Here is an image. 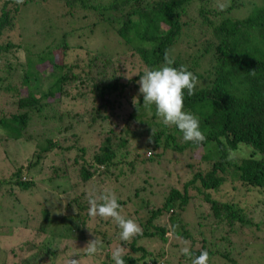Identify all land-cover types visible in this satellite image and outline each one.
<instances>
[{"label":"trees","instance_id":"obj_1","mask_svg":"<svg viewBox=\"0 0 264 264\" xmlns=\"http://www.w3.org/2000/svg\"><path fill=\"white\" fill-rule=\"evenodd\" d=\"M40 1L23 0L18 4L16 0H0V99L11 106L7 111L0 109V134L4 135L0 145L7 150L5 155L33 146L26 163L20 162L15 169L12 165L8 168L6 163L1 166V170L11 173L0 181V213L13 209L12 206L7 210L2 203L5 198H13L14 209L20 211L28 223L27 209L33 204L27 197H18V191H28L31 196L40 189L35 179L50 184L67 175H74L77 182L64 188L62 193L74 194L71 200L79 211H88L89 199L104 193L97 189L95 180L101 178L105 184L104 179L110 174L120 179L118 182L126 180L127 172L122 168L115 171L120 164L117 159L123 156V149L138 137L140 130L146 127L148 132L154 123L156 130L148 133L146 144L154 149L171 146L178 151L187 146L204 147L205 164L198 165L182 183L175 182L161 203L150 198L153 186L144 184L140 194L135 192L134 213L140 216L137 223L143 231L128 242L129 250L124 256L126 264H173V248L180 252L177 264H191L180 251L184 241L189 242L193 256L207 250L209 264H257L262 261L264 0H249L246 13L241 16L234 13L244 4L242 0H230L223 11L218 4L225 0H58L60 10L62 5L68 9L61 14L64 18L67 16V27L61 29L53 19L46 18L47 24L39 35L45 43L32 51L20 40L21 34L15 41L10 33L17 27L21 29L18 24L20 13L28 9H33L29 14L34 16L31 23L37 21V5L42 8ZM193 27L199 31L198 38L186 34ZM56 29H59L57 35ZM114 34L121 43L114 42L111 37ZM71 48L82 50L86 57L75 54L74 61L67 62ZM20 50L25 57L23 60L17 57L16 61L12 55ZM166 51L174 58V67L187 66L199 80L194 95L188 96L185 90L184 110L199 118L200 130L206 137L202 144L177 143L175 135L182 132L175 126L155 122L159 119L155 107L143 104V95L139 92L140 76L146 68L163 65ZM78 68L82 74L77 72ZM97 68L100 74L109 71L110 76L99 81L89 76ZM252 70H255L254 75ZM92 79L95 80L93 88L83 90L95 99L100 98L101 106L113 112L115 101L125 99L131 104L132 111L122 129L108 131L95 144L78 145L79 139L62 144L60 134L74 130L79 121L76 113L67 111L63 114L58 109L66 98H74L70 87L76 83L86 87V82ZM88 93H80L81 98ZM80 139L89 140L85 133ZM139 146L136 147L142 148ZM55 149L64 154L75 152V174L64 171L43 175V161ZM230 152L233 159H229ZM257 153L260 159H256ZM135 154V160H130L132 167L141 156L137 151ZM151 158L146 156L139 163L153 161ZM7 161L4 153H0V163ZM187 167L191 169V163H187ZM95 174L99 177L93 178ZM5 183L10 187L8 193L1 189ZM117 198L119 204L132 202L129 192L118 191ZM191 201L201 208L193 222L182 218ZM256 217L261 219L255 220ZM37 221L34 222L36 230L44 232L50 222L47 206H41ZM85 222L84 216L81 220L73 217L74 225L66 228L67 233L59 230L54 233L55 240L60 243L75 228L80 229L83 238L88 234L86 230L91 231L89 234L94 238L101 236L104 248L87 263L83 249L74 251L79 253L81 264H115L112 251L107 248L112 241L110 237L116 235L119 227L115 225L111 236L107 237L101 230L87 229ZM110 223L114 221L109 218L100 225L108 227ZM169 232L181 241L170 238ZM153 239L162 244L169 242L173 248L168 250L162 246L154 251L150 249ZM15 248L14 254L21 256L18 264H31L30 256L25 254L31 252L32 245L23 242ZM49 252L55 254L52 250ZM5 253H9L8 248L0 245V254L5 256ZM101 257L102 263L94 262Z\"/></svg>","mask_w":264,"mask_h":264},{"label":"rangeland","instance_id":"obj_2","mask_svg":"<svg viewBox=\"0 0 264 264\" xmlns=\"http://www.w3.org/2000/svg\"><path fill=\"white\" fill-rule=\"evenodd\" d=\"M242 1L245 5L243 4L240 9L234 13L237 16H241L246 13L245 8L249 0ZM40 4L42 8L39 6V4L37 5L39 11L36 15L37 21L34 22V24L31 23L34 19V16L30 17L29 15L30 13H32L33 9H28L20 13L21 18L18 24L21 27L20 30L22 31V33L18 27L16 28V30H13L10 33L11 36L14 37L15 41H17L16 36H18V34H21L20 40L22 39L24 45H29L30 50L32 51H36L40 45H43L45 43V41L42 40L43 37L39 35L43 31V26H46L47 24L46 18L53 19V21H55L57 23V26H59L61 29L67 27L65 23V18L67 16H65L64 18L61 14L67 12L68 9H65V7H63L62 5V10H60L61 5L58 0H41ZM55 31V35H57L59 29H56ZM186 34H188L190 38H198L200 36L198 29L195 27H193V29L189 32H186ZM111 37L115 43H121V40L117 39V36H115V34L111 35ZM184 37L187 38L186 36ZM79 43H82L81 40ZM68 53L66 56L67 62L74 61L75 54H79L84 58L86 57L84 55V52L78 48H71V51ZM12 56L15 57L14 59L16 61L18 60L17 57H19V60H23L25 57L24 53L21 50L15 51ZM77 70L78 73L82 74V72H80V68H78ZM101 75L103 76L100 77ZM89 76H92L97 79V81H99L102 78L107 79V77L110 76V72L106 71L104 72V74H100L99 68H97L96 70L94 69L93 73ZM86 83V87H81L79 84H74L73 82L74 85L70 87V89L71 93L74 95V98H66L61 103L58 109L59 112L63 114H65L67 111L76 113L78 116L76 117L78 119L77 121H79L75 125L74 130L65 134H60L62 144H67L69 142L73 143L75 139H79L78 145L81 144L86 146L89 143L95 144L97 143V139H99L100 136L104 137L108 131L113 129L118 132L120 129H122L125 119L132 111L131 104L125 99H118L117 101H115L114 111H108L107 108L105 109L103 106H101L103 102L100 98L95 99L91 96L90 93L83 90V88H93L95 80H88ZM77 93H79V95ZM80 93L88 94L81 98ZM118 103H120V105ZM10 107V104L0 99V109L7 111L10 109ZM155 122L160 123L162 121L160 118H157ZM156 127L157 125L153 123L148 132L146 127L143 130H140L137 133L139 134L138 137L133 139V141H131L127 145V147L123 149V156H120V158L117 159L118 161H120V164L115 169V171L117 172L119 168H122L125 172H127L128 176L126 175V180H121L120 182H118L120 179H115L113 175L110 174L108 178L104 179L105 184H103V181H100L101 178H98V174L97 176L95 174V176L93 177L98 178V180H95L94 184L97 185V189H101L103 192L114 191L116 196L118 191L129 192V195L132 198V202L120 203L122 209L121 214L135 219L136 222L138 217L140 219V216H137L134 213V203L137 201L135 192L137 191V195L138 193L140 194V189L144 186V184L148 185V187L153 186V188L151 189L150 198L154 202L161 203L165 195L169 192L170 187L175 182L182 183L190 176L191 172L194 171L198 167V165L204 166L205 164V159L202 158L204 147L199 146L197 148H192L190 146H187L182 151H178L173 149L171 146H168L166 148L160 146L154 149L151 145L146 144L148 133L154 131V129L156 130ZM84 133L85 137L89 138L88 141L80 139V136ZM34 134L35 133H32V135ZM96 134H98V138H96ZM175 137L177 143L179 144H183L186 142L183 139V133L175 135ZM2 138L4 139V135L0 134V139ZM63 140H66V142H63ZM138 143H140V146L142 145V148L136 147L139 146ZM3 147L4 145H0V153H4V156H6L8 161L0 163V181H2V178L8 177V175H10L11 173L9 170H1V166H3V163H6L8 168L12 165V169H15L20 162L26 163L27 161H29L28 159L33 150V146L30 145V148H20V150H15L14 152H9L7 155H5V153H7V150H4ZM136 151L137 153L141 154V156L139 157V161L141 159L144 160L146 156L152 157L151 159H153V161H146L144 164H141L139 163V161H137V164L135 163L136 165L134 164L132 167L130 165V160H135ZM150 151L152 152L151 155H149ZM74 156V151L64 154L63 152H60V150L55 149L54 151L50 152L47 158L43 161V175L49 176L53 173L60 174L64 171H68L69 174H75L74 166H76V164L73 162ZM187 163H191V169L187 167ZM107 172H110V170H107ZM40 180L42 179H35L36 185L40 186V189L37 192H33L31 196H28V191H18V197L22 199L24 197H27V199H31L30 202L33 204V207H28L27 209V211L29 212L28 223L24 220L25 217H22L20 211L14 209L15 204L11 202L14 200L12 197V200L9 199L10 197L5 198L4 201L2 200V203L5 204L7 210L11 209L12 206L13 209L7 212L5 211L3 213H0V236H4L2 239H0V245L2 246V248H8L9 250V253H5V256H2L0 254V264H18L21 256L19 254H14V252L16 251L15 246L16 244H22L23 242L31 244L33 247L30 249L31 252L25 251L28 252L25 254V256H30L29 261L31 264H66L68 257L72 253H74V251L83 249L84 252L86 243L89 240L94 239V235L89 234V232L91 231L83 230L85 232H88V234L83 238L80 229L75 228L69 233V235L63 237V240L60 243L55 240L54 233H56L58 230L67 233L66 228L74 225L73 217L75 218V216H77L79 220H81L83 216L86 217L85 225L87 229H96L98 231L101 230L102 232L106 233L107 237L111 236L112 234L113 228L116 225L115 222L113 224L110 223V226L108 227L100 225L101 221L105 219L98 220L100 218L99 217L96 221L97 217H90L88 215V211H79L76 203L73 201V199L71 200V197L73 198L74 194L64 195L62 193L64 188H69V186H72L75 182H77V179L74 175H67L65 177L56 178L51 181L50 184L41 183ZM49 185L52 188H50ZM1 189L3 192L5 191L7 193L10 191V187L6 183L1 186ZM17 202H19V200H17ZM41 206H47L50 219L49 225L44 232H38L36 230V224L34 226V222H36L40 217ZM198 206L199 204H197L195 201H191L187 211L182 214V218L185 221L193 222L195 219V215L201 212V208ZM260 219L261 217H256L255 220ZM28 225L29 227H27ZM119 233L120 229H118L116 235L110 237L112 241L110 242L107 249L112 251L115 247L121 245L125 248V251H128V242H122L119 239ZM168 236L170 238H173L176 242L181 241L177 235H172L170 232ZM98 238H101V236H98ZM80 239L83 241L78 243L77 241ZM261 239L264 241L263 237H261ZM78 244H80L81 247L78 246ZM162 246H164L165 249L168 250H170V248H173L169 242L162 244V242H160L159 240L156 241L153 239L150 241V249H154V251H157ZM184 246L185 244H182L181 248ZM262 246L264 248V245ZM243 247L244 245H241V248ZM49 250H52V252H54L55 254H52L51 252H49ZM171 253L175 255V257L172 256L171 258L172 263L177 264V258L180 255V252L175 251V249L173 248L171 249ZM102 258L103 257H101L99 260L98 258H96L94 259V262L102 263ZM84 260L85 263H87L88 261H91L92 258L87 256V258ZM257 264H264V257L263 260Z\"/></svg>","mask_w":264,"mask_h":264},{"label":"clouds","instance_id":"obj_3","mask_svg":"<svg viewBox=\"0 0 264 264\" xmlns=\"http://www.w3.org/2000/svg\"><path fill=\"white\" fill-rule=\"evenodd\" d=\"M22 4L23 0H16ZM230 4V0L219 3L218 8L223 11ZM174 58L166 51L164 63L159 68H146L139 79V92L143 95V104L146 107H155V115L159 117L166 126H175L183 133L184 141L202 144L206 137L200 130V121L197 116L184 110L185 90L187 95L195 94V87L199 83L198 78L181 65L174 67ZM253 75L255 70L250 71ZM149 153V152H148ZM150 155V154H149ZM234 156L230 152L229 159ZM261 157L257 153L256 159ZM88 215L90 217H100L102 219H112L119 227V239L122 242H129L134 236L142 234V228L135 219L121 214V205L114 191H105L93 196L88 201ZM175 230V226L173 227ZM185 246L180 249L181 254L191 260V264H209L210 255L207 250H201L198 256H193L188 241H184ZM104 248L103 241L95 237L86 243L85 255L94 257ZM125 248L115 247L111 252V258L115 264H126L124 256ZM66 264H81L79 253H72Z\"/></svg>","mask_w":264,"mask_h":264}]
</instances>
